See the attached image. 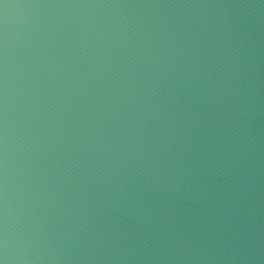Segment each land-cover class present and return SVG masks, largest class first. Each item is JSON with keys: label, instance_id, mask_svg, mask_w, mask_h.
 Returning <instances> with one entry per match:
<instances>
[{"label": "water", "instance_id": "95a60500", "mask_svg": "<svg viewBox=\"0 0 264 264\" xmlns=\"http://www.w3.org/2000/svg\"><path fill=\"white\" fill-rule=\"evenodd\" d=\"M100 0H0V264H28L45 178Z\"/></svg>", "mask_w": 264, "mask_h": 264}]
</instances>
